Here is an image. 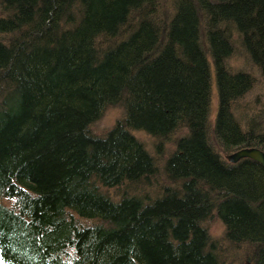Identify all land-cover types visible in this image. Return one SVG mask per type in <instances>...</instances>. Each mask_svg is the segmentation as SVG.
<instances>
[{
    "label": "trees",
    "instance_id": "obj_1",
    "mask_svg": "<svg viewBox=\"0 0 264 264\" xmlns=\"http://www.w3.org/2000/svg\"><path fill=\"white\" fill-rule=\"evenodd\" d=\"M236 53L264 78V0H0V264H221L212 217L239 264H264V169L220 156L264 153V105L234 114L256 82ZM108 107L122 118L93 135ZM133 131L157 154L182 132L149 199Z\"/></svg>",
    "mask_w": 264,
    "mask_h": 264
},
{
    "label": "rangeland",
    "instance_id": "obj_2",
    "mask_svg": "<svg viewBox=\"0 0 264 264\" xmlns=\"http://www.w3.org/2000/svg\"><path fill=\"white\" fill-rule=\"evenodd\" d=\"M168 5V4H167ZM229 70L231 72H236L238 70L242 71H250L252 76H256L254 71L249 69V66L245 63L244 59L240 57L239 54H235L230 57L228 60ZM211 73V109H210V122H212L213 114L215 112V90H214V83L212 77V68L210 67ZM256 82L254 86L249 90L242 99H240L235 105V117L240 122L242 126H244L245 122L248 119L256 117L262 110L261 107L264 105V78L263 77H255ZM123 116L122 109L118 107H108L106 108L98 120H96L89 128L90 132L93 135L101 136L106 133L115 123V121L121 119ZM134 138H136L144 147L145 151L152 156L153 159L156 161V166L158 167V174L156 181L153 182L152 186L144 187L140 186L137 194L141 195L143 199H149L155 196V194L159 191L162 186H167L168 183L166 182L164 176L161 172L162 162L165 158L170 154L173 150V141L175 138L181 136L182 132H176L169 136V138L164 141L161 145L160 153L157 154L155 150L156 141L146 135L141 131H133L131 132ZM218 152V151H217ZM225 154H221L220 156H224ZM166 160V159H165ZM101 191L106 192L111 199L116 200L121 195L123 188H100ZM210 221L206 222L204 226L208 231L210 239L215 241L217 246V253L219 254L221 264H239V260L242 256L241 250H230L223 242V232L224 228L221 223L215 218L212 217ZM79 226H89L94 221L86 222L85 220L78 221ZM244 264V263H243Z\"/></svg>",
    "mask_w": 264,
    "mask_h": 264
},
{
    "label": "water",
    "instance_id": "obj_3",
    "mask_svg": "<svg viewBox=\"0 0 264 264\" xmlns=\"http://www.w3.org/2000/svg\"><path fill=\"white\" fill-rule=\"evenodd\" d=\"M223 157L230 164H234L242 159H248L259 164L264 169V153L256 148H241Z\"/></svg>",
    "mask_w": 264,
    "mask_h": 264
}]
</instances>
